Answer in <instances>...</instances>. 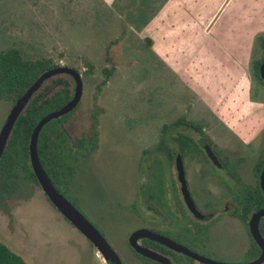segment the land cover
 <instances>
[{"label": "rangeland", "instance_id": "obj_1", "mask_svg": "<svg viewBox=\"0 0 264 264\" xmlns=\"http://www.w3.org/2000/svg\"><path fill=\"white\" fill-rule=\"evenodd\" d=\"M241 2L234 0L225 18ZM116 12L103 0H0V49L18 46L32 57L48 55L82 74L80 99L59 120L72 136L90 133L96 125L99 142L86 168L60 189L105 236L123 264L153 263L128 244V234L140 227L217 260H251L259 251L251 245L237 208L225 211L222 200L230 192L243 195L255 182L253 165L264 154V83L252 79L248 70L250 99L260 108L256 116L250 115L248 125L262 127L243 142L236 131L247 128L244 120H229L196 96L187 102L191 94L180 79L159 65L146 40L137 34H120L124 24L113 16ZM84 58L93 62V69H88ZM106 66L114 69L103 82ZM9 108L10 102L0 99V127ZM181 116L203 129L174 124ZM56 122L51 120L48 126ZM158 133L163 142L154 147ZM171 136L183 155L194 198L203 186L208 209L212 198H222L214 215L204 219V237L190 242L179 239L170 227L174 210L168 201L173 197L172 181H176ZM208 137L226 165L219 166L206 156ZM137 182L142 184L139 201ZM0 240L28 264H106L39 185L22 177L10 190L0 188ZM165 255L173 264H204L174 250Z\"/></svg>", "mask_w": 264, "mask_h": 264}, {"label": "crops", "instance_id": "obj_2", "mask_svg": "<svg viewBox=\"0 0 264 264\" xmlns=\"http://www.w3.org/2000/svg\"><path fill=\"white\" fill-rule=\"evenodd\" d=\"M103 2L113 13L118 7L120 34L145 39L159 65L182 81L191 94L187 102L196 96L219 115L244 120L247 128L236 131L243 142L260 131L262 125H248L260 110L250 99L248 70L254 38L264 31V0H242L227 18L234 0Z\"/></svg>", "mask_w": 264, "mask_h": 264}, {"label": "trees", "instance_id": "obj_3", "mask_svg": "<svg viewBox=\"0 0 264 264\" xmlns=\"http://www.w3.org/2000/svg\"><path fill=\"white\" fill-rule=\"evenodd\" d=\"M105 59L114 66L109 55H106ZM263 59L264 31H261L256 34L253 41L250 68L252 79L259 80L262 83H264V80L259 75V64ZM58 64L61 63L55 61L48 55L35 57L27 55L23 52L22 48L18 46L0 49V99L9 101L11 107L15 100L35 80L41 71ZM84 64L89 70L94 67L93 62L89 58H84ZM112 66L103 68V72L106 75L105 78L102 79L103 82H105L112 73L114 69ZM73 91L74 80L72 76L66 72H60L47 77L30 95L11 127L7 142L0 156L1 190H10L11 187L16 185V181L19 177L32 180L39 185L28 157V142L31 130L44 113L68 101ZM59 118L60 116L51 119L57 120L53 125L48 126V122L51 120L45 123L39 131L37 140L40 161L58 188H60V186H66L70 176L73 174L75 169L74 162L78 158L77 152L79 151L78 147L74 148V142L66 135L63 129L64 123L60 122ZM186 121L187 120L181 116L173 123L180 124L183 122L194 129H199V127L202 129L204 127L195 121ZM88 134L89 140L87 138L86 141L90 144V148L94 149L97 146L96 125ZM81 152L83 151L81 150ZM263 163L264 155L260 157L254 168L256 176L261 170ZM241 200V210L236 213L240 216L251 237V245H254V247L260 251L258 244L254 241L248 228V219L252 209L259 207L264 200L262 189L258 181L256 185L250 186L249 189L246 190ZM259 227L264 236V218L259 221ZM166 249L170 250L168 247ZM136 253L139 254L138 252ZM139 255L148 258L141 254ZM149 259L154 264H162L159 261L151 258ZM0 264L28 263L20 254L13 251L6 243L0 240Z\"/></svg>", "mask_w": 264, "mask_h": 264}, {"label": "water", "instance_id": "obj_4", "mask_svg": "<svg viewBox=\"0 0 264 264\" xmlns=\"http://www.w3.org/2000/svg\"><path fill=\"white\" fill-rule=\"evenodd\" d=\"M60 72H66L70 74L74 80V91L71 98L60 105L59 107L49 110L44 113L33 126L29 142H28V157L31 168L35 174V177L46 194L51 203L82 233L84 234L96 250L101 254L102 258L106 264H123L119 255L115 249L111 246L105 236L97 229V227L91 223L83 213L74 206V204L68 200L61 191L55 186L52 179L48 175L47 171L43 167L37 148L38 134L42 126L47 123L52 118H56L69 110H71L79 101L82 93V74L74 66L68 64H58L50 68L44 69L41 71L35 80L25 89V91L15 100L13 105L9 108L7 115L0 127V156L3 152L5 144L7 142L8 135L10 133L11 127L30 97V95L39 87V85L50 75ZM259 75L264 80V59L259 64ZM205 150L209 158L216 163L221 165V162L218 160L214 151L210 148L208 144L205 145ZM176 167L178 170L179 179L181 181V187L184 193V198L187 202V205L193 212V214L198 218H208L210 214H202L195 206L193 199L189 193V190L186 186V179L184 176V169L181 157L178 156L176 159ZM259 185L262 189L264 195V164L259 173ZM264 216V204L258 209L254 210L248 219V228L251 236L254 241L258 244L260 252L257 256L248 261L242 262H231V261H222L217 260L203 254H200L187 246L183 245L180 242H177L170 237L152 230L150 228L140 227L132 230L128 234V243L131 247L138 252L139 254L151 258L153 260L159 261L162 264H172L168 256L151 249L143 244H141L138 239L147 237L153 240H156L165 246L174 249L176 251L182 252L195 260L202 262L204 264H260L264 261V236L262 235L259 227V219Z\"/></svg>", "mask_w": 264, "mask_h": 264}, {"label": "flooded vegetation", "instance_id": "obj_5", "mask_svg": "<svg viewBox=\"0 0 264 264\" xmlns=\"http://www.w3.org/2000/svg\"><path fill=\"white\" fill-rule=\"evenodd\" d=\"M78 103V102H77ZM77 105V104H76ZM75 105V106H76ZM74 106V107H75ZM176 124V123H174ZM180 124H184L186 125L185 123H180ZM177 125V124H176ZM188 126V125H186ZM188 127H191V126H188ZM63 129L65 130V133L66 135L74 142L75 146L74 148L78 147L79 148V151L77 152L78 154V158L75 160V169H74V173H77V172H80L82 171V168H86L87 164H88V159L90 158L89 156L91 155V153L93 151H95V149L97 148V146L94 148V149H91L90 148V144L86 141V139L88 138L89 140V134L88 132L84 131V132H81L79 135L77 136H72L69 134V132L67 131V128H66V123H64L63 125ZM97 129V128H96ZM203 129V128H202ZM90 131H92V128L90 129ZM174 134V133H173ZM200 134V133H199ZM201 137H204V136H201ZM157 143H156V146L154 147H157L159 146L162 142H163V137H162V134L161 133H158L157 134ZM203 139V144L206 142H204V138ZM210 138L208 137L207 139V144L210 146V148L214 151V153L216 154L218 160L221 162V165H226L227 163H225V159H223L221 157V155L219 154L218 150L214 147V145L212 144V142L209 140ZM99 140V134H98V129H97V145H98V141ZM170 145H173V148L175 149V153H174V161H175V177L174 179H176V181H172V192H173V197L169 202V205L172 206L173 210H174V213H173V216L171 217V224H170V227L171 229L173 230V232L175 233V235L183 240V241H186V242H190L194 239H196L198 236H202L204 237V219H207V218H198L196 217L193 212L191 211V209L189 208V206L187 205V202L184 198V193H183V190H182V187H181V181L179 179V175H178V170H177V167H176V159L178 156L181 157V160H182V164H183V155L182 153H180L177 149V144L175 143V138L174 136H171L170 137ZM169 145V146H170ZM83 152H81V150ZM144 150H145V147H142L141 148V157L139 158V163H140V160L142 158V155L144 154ZM204 152V150H203ZM205 154L206 156L209 158V156L207 155L206 153V150H205ZM264 155V154H263ZM210 159V158H209ZM260 158H258V160L254 163L253 165V173H254V176H255V182H253L252 184H250V186H253V185H256V182L258 181L259 182V173L260 171L258 172V175L256 176V172H255V166H256V163L259 161ZM204 160V159H203ZM211 160V159H210ZM212 161V160H211ZM213 162V161H212ZM264 164V163H263ZM138 167H140L138 165ZM263 167V165H262ZM261 167V169H262ZM183 169H184V166H183ZM140 173H142V170L140 171ZM73 174L70 176V178L73 176ZM184 176H185V179H186V175H185V169H184ZM51 178V177H50ZM69 178V180H70ZM68 180V182H69ZM53 181V180H52ZM68 182L66 183V185L68 184ZM54 183V182H53ZM56 186V185H55ZM186 186L189 190V193L193 199V202L196 206V208L204 215V214H210V217L212 215H214V213L217 211V201H220L219 198H220V195H217L215 198H212L213 201H209V202H212L211 204V208L208 209L204 203V186L202 189L198 190L197 191V200L194 198V196L191 194L190 192V189H189V186H188V182H187V179H186ZM58 188V187H57ZM229 188V187H228ZM61 193L68 199V197L62 192V190L60 188H58ZM230 192V191H229ZM136 199L139 201L140 198H142V184H140V182H137V187H136ZM263 194V192H262ZM229 198H226L227 200H222L223 203H224V209L225 211H229L231 209H234V208H237V211H240L241 210V198H242V195L240 196H237V195H234L232 192H230ZM48 198V197H47ZM133 199L134 196H132ZM263 199H264V195H263ZM69 200V199H68ZM161 201V199H160ZM74 204V203H73ZM264 204V200L262 202V204L259 206L261 207L262 205ZM74 206L76 208H78L75 204ZM259 207L257 208H254L252 209L251 213L258 209ZM151 208V207H150ZM79 209V208H78ZM151 209H154L151 208ZM250 213V214H251ZM208 217V218H210ZM264 218V216L260 217L259 221ZM191 226H190V225ZM188 225L190 226V228L188 227ZM250 232V231H249ZM263 235V234H262ZM138 241L151 248V249H154L156 251H159L160 253L164 254L165 255V252L167 251H170V250H174V249H171L169 248L170 250H167V246H165L164 244L156 241V240H153V239H150V238H147V237H143V238H139ZM178 242V241H177ZM182 242V241H181ZM185 243V242H184ZM183 244V243H182ZM185 245V244H183ZM152 246V247H151ZM186 246V245H185ZM176 251V250H174ZM179 252V251H177ZM260 252V251H259ZM182 253V252H181ZM184 254V253H183ZM186 255V254H184ZM188 256V255H187ZM190 257V256H189ZM192 258V257H191ZM170 259V258H169ZM194 259V258H193ZM195 260V259H194ZM172 262V261H171ZM202 263V262H201ZM264 261L260 264H263ZM151 264H154V263H151ZM173 264V262H172Z\"/></svg>", "mask_w": 264, "mask_h": 264}, {"label": "built area", "instance_id": "obj_6", "mask_svg": "<svg viewBox=\"0 0 264 264\" xmlns=\"http://www.w3.org/2000/svg\"><path fill=\"white\" fill-rule=\"evenodd\" d=\"M95 255L96 256H101V254L97 250H95Z\"/></svg>", "mask_w": 264, "mask_h": 264}]
</instances>
